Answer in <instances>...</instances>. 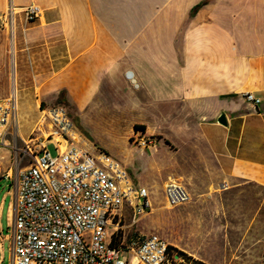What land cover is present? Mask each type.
<instances>
[{"label": "crops", "instance_id": "1", "mask_svg": "<svg viewBox=\"0 0 264 264\" xmlns=\"http://www.w3.org/2000/svg\"><path fill=\"white\" fill-rule=\"evenodd\" d=\"M30 6L41 11L33 21ZM8 9L14 21L12 31L0 23V102L15 94L18 109L22 98L41 114L30 136L18 127L21 140L40 135L43 110L56 105L89 141L96 117L129 124L134 142L136 125L162 141L202 140L206 148L192 153L197 174L184 177L179 166L176 174L192 200H206L204 215L184 207L190 202L168 208L164 188L157 196L146 188L147 216L161 207L160 217L187 225L180 233L193 244L156 235L204 264H225L233 246L254 244L264 264V0H0V13ZM3 178L0 248L13 243L17 204V175ZM125 216L131 220L130 209ZM138 223L124 222L127 241L146 236Z\"/></svg>", "mask_w": 264, "mask_h": 264}, {"label": "built area", "instance_id": "2", "mask_svg": "<svg viewBox=\"0 0 264 264\" xmlns=\"http://www.w3.org/2000/svg\"><path fill=\"white\" fill-rule=\"evenodd\" d=\"M41 11L26 10L29 21ZM14 10L0 13V23L13 29ZM127 77L133 82V73ZM245 98L258 106L252 93ZM18 104L13 94L0 102V148L30 157L17 175V204L12 225V264H177L171 260L168 243L156 234L127 236L120 229L126 210L132 224L150 213L152 203L146 188L135 187L127 170L107 153L90 147L76 130L63 106L43 110L41 134H34L23 148H14L19 137ZM48 124L51 131L45 132ZM53 140L57 154L47 142ZM138 144L150 147L138 135ZM19 163V161L17 162ZM7 178H12L8 175ZM168 208L190 202L186 188L176 179L164 185ZM114 232L111 234L110 229ZM131 258V260H130Z\"/></svg>", "mask_w": 264, "mask_h": 264}, {"label": "rangeland", "instance_id": "3", "mask_svg": "<svg viewBox=\"0 0 264 264\" xmlns=\"http://www.w3.org/2000/svg\"><path fill=\"white\" fill-rule=\"evenodd\" d=\"M40 115V112L35 107L33 108L29 105L25 108L22 104L21 98L20 108L17 112V122L20 134H23L25 137L30 136V132L36 127V122L40 119ZM93 120L99 122H94V125H88L89 130L95 136L94 141L84 139L88 145L105 153L108 152L104 148L108 149L111 152L112 157H114L115 160L117 158V160L123 164V167L128 171L132 182L134 184L138 183L139 187H145L150 191H153L155 196L159 195L169 179H179V175L176 174L177 166L183 168V170H180V173L184 177L192 173V171L197 174V170H193V168H196V157L195 154L193 155L192 153L199 149L204 150L206 148L205 143L202 140L195 139L188 143H175L174 141H162L159 136L149 138V135H145V132H143L140 136L144 138L145 136H148L146 139H148L151 145L150 147L145 148L143 145L138 144V142H134V138L129 140L128 135L131 132L129 124L110 123L109 121L106 122V120L101 117L93 118ZM45 126L46 132H50V126L48 124ZM135 133L136 139L140 132ZM155 143L161 145V149L159 147L158 149L152 148ZM12 144V147L14 148L19 149L24 147V142L20 138H16ZM47 147L52 155L57 154L56 144L53 140L47 142ZM190 155H193V157ZM30 160V157H23V155L19 158L18 151L9 147L6 148V150L0 151V178H7L8 175H12V177L18 175L19 170L24 168ZM18 161L19 163H17ZM6 184V179L3 178L0 180V187H4ZM224 186H226V184L223 185V187ZM198 192L199 194L204 193V190L196 187L195 193ZM195 200L197 201L196 203ZM190 206L195 207V209H193V207L189 209L199 211L201 215L206 213L205 199L196 197L194 200L191 199L190 203L184 207ZM184 207H181V209ZM160 208L161 207L159 206H155L154 211L150 215L141 218L138 223L140 232L146 235L158 234L164 238V235L166 234L170 238H177L182 244L192 245V238L180 233L181 227L187 225H184L178 220V218L174 219L172 216L168 218L160 217ZM179 209L180 208L174 210ZM124 222L128 225L131 223V220L130 218H127ZM164 230L165 232L162 235ZM205 238L206 237L204 236L199 237L200 240H203V243L200 245L201 252L205 251ZM218 238L220 241L221 236ZM254 247V244H248L246 247L245 245H242L240 248H238L237 245H235V247L233 246L229 250V255L225 260V264H260V255L258 252L253 251ZM11 263L12 245L9 241H5L3 247L0 248V264Z\"/></svg>", "mask_w": 264, "mask_h": 264}, {"label": "trees", "instance_id": "4", "mask_svg": "<svg viewBox=\"0 0 264 264\" xmlns=\"http://www.w3.org/2000/svg\"><path fill=\"white\" fill-rule=\"evenodd\" d=\"M143 130H144L143 126H140V125L135 126V132H144ZM168 253L170 255L171 260H173V262H174V259H175V261L176 260H182L181 262H179L177 264H204L200 261H196V260L192 259V257L188 256L186 253H184V252H182V251H180V250H178L172 246H169Z\"/></svg>", "mask_w": 264, "mask_h": 264}, {"label": "water", "instance_id": "5", "mask_svg": "<svg viewBox=\"0 0 264 264\" xmlns=\"http://www.w3.org/2000/svg\"><path fill=\"white\" fill-rule=\"evenodd\" d=\"M218 122L222 125H227V118L225 115H221L218 119Z\"/></svg>", "mask_w": 264, "mask_h": 264}, {"label": "bare ground", "instance_id": "6", "mask_svg": "<svg viewBox=\"0 0 264 264\" xmlns=\"http://www.w3.org/2000/svg\"><path fill=\"white\" fill-rule=\"evenodd\" d=\"M123 225H124V222H120V229H121V231H124Z\"/></svg>", "mask_w": 264, "mask_h": 264}]
</instances>
